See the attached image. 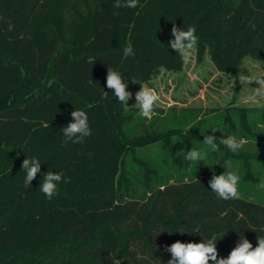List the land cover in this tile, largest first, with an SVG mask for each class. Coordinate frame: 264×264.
Listing matches in <instances>:
<instances>
[{
	"label": "trees",
	"instance_id": "obj_1",
	"mask_svg": "<svg viewBox=\"0 0 264 264\" xmlns=\"http://www.w3.org/2000/svg\"><path fill=\"white\" fill-rule=\"evenodd\" d=\"M113 3L0 0V264H42L40 254L49 264H167V246L212 237L218 258H227L240 235L254 248L264 236V200L219 199L209 187V157L191 168L184 160L210 131L177 135L185 154L177 153L171 136L154 131L155 120L146 124L106 86L109 66L132 95L141 87L132 79L145 84L161 69L182 70L168 45L173 24L194 25L201 50L209 47L226 70L247 55L264 59V0H139L135 9ZM128 44L135 54L125 58ZM234 103L220 112L222 129L260 135L264 108ZM75 109L87 113L92 134L65 144L60 129ZM136 127L143 134L130 132ZM162 140L171 146L167 156L140 154ZM27 157L41 162L29 188L21 169ZM246 161L264 171V153ZM48 171L68 181L51 200L39 190Z\"/></svg>",
	"mask_w": 264,
	"mask_h": 264
},
{
	"label": "rangeland",
	"instance_id": "obj_2",
	"mask_svg": "<svg viewBox=\"0 0 264 264\" xmlns=\"http://www.w3.org/2000/svg\"><path fill=\"white\" fill-rule=\"evenodd\" d=\"M244 74L264 79V59H256L247 55L233 71H230L215 61L209 47L201 50L198 44L192 52L191 62L184 63L182 70L161 69L149 82L145 83L148 87L154 88L161 97V101L155 107L156 114L151 120L146 119V124L149 125L155 120L157 127L154 131L160 134V139H166L164 137L168 135V137L171 136L174 139L175 152L183 154H185L184 147L177 136L180 134L184 138H188V135H192L193 132L206 134L207 131H210L211 135L215 134L218 139L226 138L228 135L246 138L223 130L220 116V112L233 102L241 107L264 108V98L258 99L256 103L244 100L245 96L251 94L253 90L251 87L259 86L255 82L250 83L249 87L240 85L238 79ZM12 100L14 99L8 98L6 101ZM128 104H136L135 94L132 95ZM159 109L161 111H158ZM259 125H264V123L259 122L256 126L261 134L255 138H246L249 142L237 152H231L225 145L219 143L218 150L209 151L208 157L210 159L209 170L212 175L223 173L225 169L221 165L230 160L232 162L231 170L240 176V195L264 200V171L260 172L258 161L253 165H248V161H246L248 158H254L255 161V157L259 153H264V127ZM171 127L177 128V131H170L167 134L165 130ZM214 129L218 130L213 133ZM130 132L136 135L143 134L142 128L137 127ZM201 147L203 144H197L196 147L191 148L199 149ZM169 150H171V146L162 140L152 146L140 148L139 152L154 161V158L167 156ZM166 169L164 168V171ZM168 172L173 178L180 175L173 170H168ZM63 191H66V188H63ZM36 259L42 264L50 263V259L43 254L38 255Z\"/></svg>",
	"mask_w": 264,
	"mask_h": 264
},
{
	"label": "clouds",
	"instance_id": "obj_3",
	"mask_svg": "<svg viewBox=\"0 0 264 264\" xmlns=\"http://www.w3.org/2000/svg\"><path fill=\"white\" fill-rule=\"evenodd\" d=\"M139 4V0H114L113 7L135 9ZM14 25L9 23L8 30L12 31ZM197 29L194 25H190L187 29L177 27L173 24L171 36L174 37L169 41V47L177 53L182 62L188 64L191 62L192 52L197 47L199 37L196 35ZM134 50L131 44H128L123 49L125 58L134 56ZM240 85L249 87L252 82L257 83L258 87H251V94L244 97V100L249 103H256L258 99L264 98V79L253 77L251 75H241L238 79ZM133 83H140V90L135 93L136 106L139 109V116L151 120L155 113V107L161 101L159 93L147 85L137 82L132 79ZM106 86L112 90L116 99L128 105V101L132 98V93L128 91V86L124 76L112 67L107 69ZM242 87V88H243ZM72 121L62 127L60 131L63 133V143L69 142L76 144L82 143L84 138L89 137L91 128L88 123V115L82 109H75L71 113ZM264 127V125H259ZM218 129L212 130L215 133ZM203 147L197 149L192 148L184 155V160L189 162V166L201 164L208 158L209 151L215 152L218 150L217 137L215 135H205L203 139ZM219 142L225 145L231 152H237L249 141L246 138H237L235 135H228L226 138L219 139ZM225 171L219 175H213L209 181V187L219 199L236 200L240 198L239 183L240 176L237 172L231 170L232 162L225 161L221 165ZM22 171L25 172L24 187L32 186V181L41 171V162L37 157H27L21 165ZM63 180V174L54 171H48L43 176V183H40L39 190L44 196L51 200L58 194L57 185ZM197 182H199L197 180ZM258 243L254 248L252 243L240 235L237 245L233 248L227 258H218V250L216 237L204 240L202 242L184 243L176 241L170 246H167L165 251L171 253V259L167 264H264V236L257 237ZM113 264H121L119 259L113 261Z\"/></svg>",
	"mask_w": 264,
	"mask_h": 264
}]
</instances>
